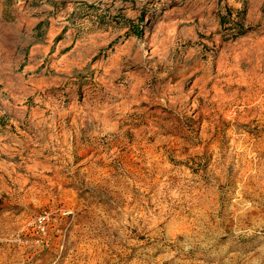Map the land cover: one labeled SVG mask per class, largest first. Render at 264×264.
I'll use <instances>...</instances> for the list:
<instances>
[{"label": "rangeland", "instance_id": "1", "mask_svg": "<svg viewBox=\"0 0 264 264\" xmlns=\"http://www.w3.org/2000/svg\"><path fill=\"white\" fill-rule=\"evenodd\" d=\"M0 264H264V0H0Z\"/></svg>", "mask_w": 264, "mask_h": 264}]
</instances>
